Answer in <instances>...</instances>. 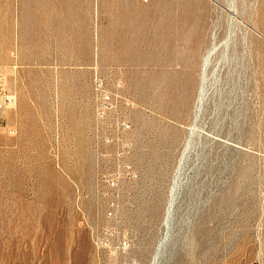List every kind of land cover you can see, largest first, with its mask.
Returning a JSON list of instances; mask_svg holds the SVG:
<instances>
[{"label": "rangeland", "instance_id": "obj_1", "mask_svg": "<svg viewBox=\"0 0 264 264\" xmlns=\"http://www.w3.org/2000/svg\"><path fill=\"white\" fill-rule=\"evenodd\" d=\"M0 90V264H264V0H0Z\"/></svg>", "mask_w": 264, "mask_h": 264}, {"label": "built area", "instance_id": "obj_2", "mask_svg": "<svg viewBox=\"0 0 264 264\" xmlns=\"http://www.w3.org/2000/svg\"><path fill=\"white\" fill-rule=\"evenodd\" d=\"M96 90L99 92L100 98L98 101L97 106V114L98 117L103 118V115L105 114L106 110H109L110 107H112L113 104V96L102 89V85H99ZM14 102V98L11 96H7L3 90H0V109H3L4 107H7L8 105H11ZM116 134L115 136L111 133H103V141L106 144H118V145H124L125 144V135L126 133H129L132 130V126L126 119H119L117 122V125L115 126ZM124 156V153L119 155ZM119 161V172L115 174L106 175L105 177L108 178L106 181V184L109 187H118L119 180L120 179H130V180H136L138 178V175L132 165H130L128 162L124 161V158L120 159ZM116 210V206L112 204L107 208V218L110 220H113L115 218L114 211ZM113 243L111 244L113 248V253L115 255L120 254L122 252H125L129 248V240L126 237H116L112 235ZM98 244L101 243L99 242ZM97 243V242H96Z\"/></svg>", "mask_w": 264, "mask_h": 264}, {"label": "bare ground", "instance_id": "obj_3", "mask_svg": "<svg viewBox=\"0 0 264 264\" xmlns=\"http://www.w3.org/2000/svg\"><path fill=\"white\" fill-rule=\"evenodd\" d=\"M196 33V32H195ZM196 38H197V36H196ZM201 39V38H200ZM196 42H198L197 40H196ZM214 51V50H213ZM211 53H212V50L208 53V55H207V57H206V59H205V63H207L208 62V60H209V57H210V55H211ZM211 58V57H210ZM210 61V60H209Z\"/></svg>", "mask_w": 264, "mask_h": 264}]
</instances>
